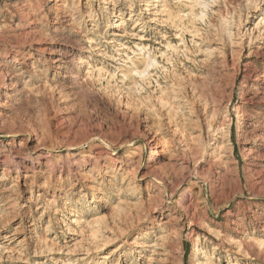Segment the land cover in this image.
Listing matches in <instances>:
<instances>
[{
    "label": "rangeland",
    "instance_id": "1",
    "mask_svg": "<svg viewBox=\"0 0 264 264\" xmlns=\"http://www.w3.org/2000/svg\"><path fill=\"white\" fill-rule=\"evenodd\" d=\"M0 264H264V0H0Z\"/></svg>",
    "mask_w": 264,
    "mask_h": 264
},
{
    "label": "bare ground",
    "instance_id": "2",
    "mask_svg": "<svg viewBox=\"0 0 264 264\" xmlns=\"http://www.w3.org/2000/svg\"><path fill=\"white\" fill-rule=\"evenodd\" d=\"M57 2H59L60 0H56ZM238 114V122H237V135H238V141L239 142H242L243 140H244V136H245V131H244V126H243V123H242V121H241V117H240V115H239V113H237ZM153 141V140H152ZM254 141L255 142H257L258 141V138L256 137V138H254ZM158 152H157V150H153V151H151V154H150V161H153V160H155L157 157H158Z\"/></svg>",
    "mask_w": 264,
    "mask_h": 264
}]
</instances>
